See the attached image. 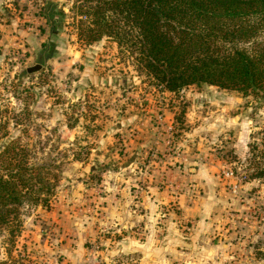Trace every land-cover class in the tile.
Segmentation results:
<instances>
[{
    "label": "rangeland",
    "instance_id": "obj_1",
    "mask_svg": "<svg viewBox=\"0 0 264 264\" xmlns=\"http://www.w3.org/2000/svg\"><path fill=\"white\" fill-rule=\"evenodd\" d=\"M81 6L0 0V153L14 140L56 177L49 207L26 206L15 233L0 228V264H264V98L234 92L236 105L224 110L211 104L220 95L205 84L165 96L131 49L110 38L89 42L92 18ZM205 100L207 108L198 107ZM160 104L176 113L174 137L188 134L203 162L219 163L203 173L216 182L202 177L201 188L194 171H172V195L199 208L217 204L207 218L189 220L176 206L158 204L163 209L149 222L144 207L123 228L107 221L104 185L119 172L137 175L138 168H119L136 157L129 144L140 129L154 130L149 109ZM236 134L248 139L242 156L230 148ZM136 183L130 190L142 201L147 187Z\"/></svg>",
    "mask_w": 264,
    "mask_h": 264
},
{
    "label": "trees",
    "instance_id": "obj_2",
    "mask_svg": "<svg viewBox=\"0 0 264 264\" xmlns=\"http://www.w3.org/2000/svg\"><path fill=\"white\" fill-rule=\"evenodd\" d=\"M77 1L92 18L89 42L110 38L131 49L161 89L179 94L205 84L264 98V0ZM43 16L51 22V13ZM3 19L0 9V28ZM2 38L0 29V44ZM4 147L0 228L15 233L26 206L49 207L56 177L18 142Z\"/></svg>",
    "mask_w": 264,
    "mask_h": 264
},
{
    "label": "crops",
    "instance_id": "obj_3",
    "mask_svg": "<svg viewBox=\"0 0 264 264\" xmlns=\"http://www.w3.org/2000/svg\"><path fill=\"white\" fill-rule=\"evenodd\" d=\"M189 88L184 89L179 94L183 95V93L194 91L191 88L190 91ZM208 88H214V90H216V92L220 95V97H215V102L211 104H215L224 110L234 108L232 106L236 105V97H234L233 94L234 92L237 93V91L222 90L215 86H208ZM200 91L203 92L204 90ZM162 92L165 96L175 95L174 93L168 92L164 89ZM201 94L202 93H200V95ZM160 105H164V107L152 105L153 109L155 106L156 111L149 109L150 112L155 113V115L152 116V121L154 122L152 129L154 130L148 132L146 128L140 129L139 134L134 137L129 144L133 145L135 150L134 156L136 157L129 159L124 166L122 165L119 168L121 171L125 172L129 170L134 171L136 170L134 168H138L139 171L136 172L137 175L135 177L131 175L130 177H123V175L119 172L117 175L122 176L120 179L117 176L115 179L112 178L111 181L105 182L104 185L105 191H108V194H105L103 199L104 211L107 214V221L114 219L116 221L111 222L116 225L118 222V224L122 225L123 228H129V224L131 222L140 219V216L144 212L142 209L144 207L148 209V211L143 214L145 215L143 220L149 222L152 220L153 216L157 214L158 209H163V206L160 207L158 204H167V206L170 207L176 206L179 210L183 211V219L186 220H189L191 217L197 218V216L207 218V215H211V212L217 204L216 201H213L212 205L206 203V207L202 205L199 208L197 203L190 206L192 202L188 203L184 195L176 197L172 195L168 183L170 173L172 171H194L196 173V175H194V180L197 182V185H194V187L201 188L202 186L206 187V184L202 185V177L209 178L211 183L216 182L215 177H206L203 173L215 170L216 167L219 166V163L203 162L201 159V155L203 153H197L193 151L194 149L191 150L192 147L189 146L190 141L188 139V134L182 133V135L174 137L173 132L177 126V120L174 115L176 113L172 112V108H169V104L168 106L167 104ZM207 105L208 103L205 100L198 107L205 109L207 108ZM157 111H160V113L162 111L163 112L159 114ZM157 117H160L161 121H156L155 119H157ZM146 118L147 116L144 117V119ZM144 119L140 118L138 122L144 121ZM147 124V122L141 123L142 126H147ZM170 130L172 131L170 135H173V139L171 138V140L168 141ZM247 140L248 139L246 137H239L237 134L235 135V138H231L230 148L233 149L235 155L242 156L244 152H246L245 145L247 146ZM169 143L171 145H168ZM221 153L222 152H220V154ZM156 154H161L163 157L165 156V158L155 160L154 156ZM139 165L141 166L140 168ZM137 180L141 183L144 182L142 185L147 187L144 194L147 196L146 198H143L142 201L135 199L130 190L131 187L137 184ZM174 199L179 201L180 206L174 202ZM137 203L139 204L138 206L136 205ZM138 207H140L141 210L136 209ZM109 224L111 223L109 222Z\"/></svg>",
    "mask_w": 264,
    "mask_h": 264
},
{
    "label": "built area",
    "instance_id": "obj_4",
    "mask_svg": "<svg viewBox=\"0 0 264 264\" xmlns=\"http://www.w3.org/2000/svg\"><path fill=\"white\" fill-rule=\"evenodd\" d=\"M157 120L158 121H161V118L160 117H157ZM171 133H172V131H169V139H168V141H170L171 138H172V136L170 135ZM168 145H171V144L169 143ZM225 176L230 177V178H234V175H233L232 172L226 173Z\"/></svg>",
    "mask_w": 264,
    "mask_h": 264
},
{
    "label": "water",
    "instance_id": "obj_5",
    "mask_svg": "<svg viewBox=\"0 0 264 264\" xmlns=\"http://www.w3.org/2000/svg\"><path fill=\"white\" fill-rule=\"evenodd\" d=\"M64 1H66V0H64ZM40 69H41V66H36L33 68H29L27 71L29 74H32V73H36V72L40 71Z\"/></svg>",
    "mask_w": 264,
    "mask_h": 264
}]
</instances>
